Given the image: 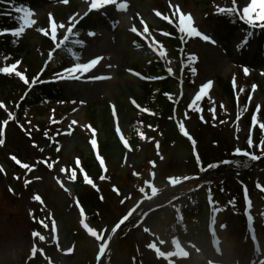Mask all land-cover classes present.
Masks as SVG:
<instances>
[{
  "label": "rangeland",
  "instance_id": "374dc122",
  "mask_svg": "<svg viewBox=\"0 0 264 264\" xmlns=\"http://www.w3.org/2000/svg\"><path fill=\"white\" fill-rule=\"evenodd\" d=\"M154 1L155 0H130V2L132 3V6L130 8V11L127 13H124L121 17H123V23H124V28L127 31L126 27H131L133 23H136L132 21V19H129V17L127 16L128 13L131 12V15L134 16L135 13H139L140 15H142L144 17V19L146 21L149 22V24H151V26H158L159 21H157V17L154 15L152 8H156L154 5ZM176 1L178 4H181L184 10H188L194 14H197V20L194 19L195 22V26L198 27V25L204 29V30H208V31H214L215 34L219 35V37L223 40L224 39V34L225 29H224V25L219 24V22L217 23V19L216 17L214 18V20H207L210 17H207L206 19L203 18L202 14H200L201 11L206 10V8L208 7L207 4L210 3V0H168V3L166 4V0H159L161 5H165V7L171 9L172 7H170V3ZM212 1V0H211ZM222 1V2H221ZM241 4H247L250 3L251 0H240ZM214 2H219V0H214ZM221 4H227V0H220ZM187 5H185V4ZM44 4V3H43ZM46 5H50L48 2L46 3ZM83 3L82 6L83 7ZM220 5V4H219ZM210 6V5H209ZM216 6V5H213ZM210 8V7H208ZM170 15L175 16V18L178 20L179 24L181 25L180 22V16L177 15L175 12L170 11L169 12ZM131 18V17H130ZM38 19V18H37ZM129 19L128 23H126L125 21ZM68 21H64L62 23V21L59 24H64L67 23ZM68 24V23H67ZM66 24H64L65 26ZM215 25L217 26V28H215ZM38 27V26H37ZM39 28V27H38ZM110 25L105 24L103 27L99 28L98 31L93 32L94 33V37L99 36L100 33L103 31V41H99V43L95 46V42L97 41L98 37L94 39L92 45L88 48L87 51H84V56L83 58H89L92 55H100V53H103L104 55H106V59H101L100 64L94 69L93 73L97 74V75H102V76H111V74L113 73L114 77L112 78L111 81H106L105 83H101V84H97L96 81H93V83L95 85L92 86H86L84 85V89L81 87H74L71 90L68 88L67 84H63V87L66 88L68 90V92H70L71 94H75L77 97H82L83 94L85 96H87L86 94L90 95V93L96 92L95 94L99 95L101 100H102V104L104 102H106V99H110L112 100V98H114L116 95L118 96V92L115 90V82L119 81L120 83H122L125 86H129L132 91H135V93L137 94H142L141 90H140V79L139 77H137V75L135 74H128L127 71H125V65H126V56L130 55L131 52V42L124 38L125 37V33L121 32V34H119L117 31L115 32H111V30L109 29ZM61 29V28H59ZM236 39H239L241 34L240 33H236ZM89 36V34H88ZM87 36V38H88ZM154 36L157 38V35L154 33ZM223 37V38H222ZM161 38V37H160ZM193 47L196 48V51L199 52L200 57H202L201 62L199 63V68L200 71L198 73V75L196 76L197 79V83H198V87L194 89V87H192L191 92L190 93V103H192L193 101V97L194 95L199 92L200 88L203 86L204 83H207L208 81L212 82V85L208 88V92L206 94L209 95V97L207 98V106H208V111L210 114V117H213V112L215 113V118L221 113L226 115L228 113V100L223 96V94H221V89L219 88V86H215V81H212L209 78L212 79H216L217 83H219V79L217 78L218 75H222L224 78H227L228 80H230L231 77L234 78L235 74H232L233 72H237L239 73V75H237L238 78V82L245 84V83H249L251 82L250 80H245L242 79L243 77L240 75V71L238 70L239 68L235 67L234 63H241V61H246L247 58L249 56H247L245 54L244 57H238L235 53H233L232 56H226L224 54V52L222 51V48H212L210 46H204L197 43H193L192 44ZM247 64L251 65L249 59L247 60ZM256 64H258L260 69H264V65L259 64L256 62ZM109 65L111 67H109ZM258 69V68H256ZM123 72H125V75H123ZM118 73H122V76H117ZM256 74V73H255ZM242 79V81H241ZM81 80V79H80ZM235 80V78H234ZM214 83V84H213ZM94 86V87H93ZM213 88H214V92H213ZM84 90V91H83ZM3 93H1L2 95ZM263 95H261L260 93L256 94V101H261ZM87 98V97H85ZM124 103H127V101L124 100ZM98 106V105H97ZM211 109V110H210ZM70 115V118H69ZM67 117L68 122L70 124H72L73 126H77L79 124H83V118L85 117V109L82 108L81 106H78V108H75L73 111L70 112H66L64 117ZM75 121V122H74ZM10 129V128H9ZM10 131L14 132L15 130L11 129ZM228 131V130H227ZM79 134H82L81 131H79ZM83 137H81V135H76L72 138H69L68 140H66V144L64 145V160H70L71 157L73 156V152L74 150H82V154H88L89 151V146L84 143V141L82 140ZM31 152H34L32 149H30ZM186 150L182 148L181 150V154H183L182 152H185ZM172 154H179L177 151L173 152ZM40 156L39 154H36L32 157H38ZM39 161V160H38ZM2 166L4 168H8L7 170H9L11 168V166H7L5 165L3 162ZM170 166H172L171 162L169 161V163L167 165H163V166H158L160 169H165L167 172L173 171L172 175H174L176 178L178 177H183L184 174L183 172L180 173V169L176 168L175 169H171ZM157 167V168H158ZM39 171L35 172L34 175L36 177L37 183L33 185V188L37 191L40 192L48 201L49 195L57 190V184H56V179L60 178V177H54L53 179L51 177H46L45 180L43 182H41L40 177H45L47 175V173H54L52 171H50L48 168L44 167L43 164H41L39 166ZM57 168V167H56ZM62 166H59V170H61ZM158 168V169H159ZM170 168V169H168ZM157 172V170H156ZM169 174V175H170ZM181 175V176H180ZM159 176L160 178L163 180V175H161V172L159 170ZM154 182L155 179L152 178L151 182ZM250 182H253V179H250ZM262 183L264 185V171L259 172V177H258V183ZM156 183V182H155ZM17 193H18V188L15 187ZM259 189V188H258ZM256 190L253 192V195H256V204L258 205V218L263 219L262 218V214H261V205L264 201L263 196H261L259 190ZM31 192L33 191V189L30 190ZM155 191V190H154ZM232 192H229L228 195H230ZM35 195H32V198L29 199L28 204L30 205H35L33 202L36 200L34 198ZM70 196V195H69ZM35 199V200H34ZM67 202L70 200V198H68L66 196V198L64 199ZM0 201L4 206H8L10 200L5 196V191H4V187L3 184L0 183ZM37 201V200H36ZM130 203H135L133 201H130ZM37 205L36 208H32L30 209V223H26L25 217H24V213L23 210L20 211V215L19 218L17 220H15L14 217H7L6 221L4 223L0 224V242H8L6 244H1L0 243V264H33L32 261H28V258L23 256V253L26 252V254H29L34 252L37 253L42 247H44V249H49V255L52 258H56L59 257V259L64 263V264H79L80 262V258L78 253L80 251V249L76 250V254L75 257L77 256V258L74 257V260L71 261V258L66 257L63 255V253H61L60 251L58 252V254L56 253V251H54L51 247L56 248L53 238H55V233L54 230L56 228V223L57 220H55V215H54V211L51 210L50 207V202H48L46 204L45 208H42V206L38 203H36ZM30 205V207H31ZM10 209H15L16 207L14 205H9ZM10 212H12V210H10ZM162 215H155L153 218L150 219V224H151V232L152 233H157V235L160 234V232L162 231ZM41 220L42 221V227H43V231L42 234L43 236L41 237L39 235V233H33L35 231H41L40 228H38V225H35V221L37 220ZM86 225V222H84ZM45 225L47 227H45ZM87 228L92 231V229H94L92 227V225H87ZM30 229H32V234L31 237L33 239L38 240L37 243L40 244L41 247H39L36 244H32L31 246L29 245L28 248H26V243L29 242V231ZM142 230V228H141ZM231 230L233 232V245L230 246V242L226 241V246H228V248L230 249L229 251L227 250V254L225 255L224 261L227 264H243L242 261L245 260H241L239 259V256L243 255V252L241 253V246H243L242 240H241V233L239 230H237V227L235 226V224H232ZM140 232V231H139ZM137 231L134 232L135 234V239H132V242L129 241V246L125 243L123 244V241L120 242V246H122L119 249V253L116 255H112L113 260L111 264H130V260L132 257V253H133V245L135 246V249L140 250L139 254L141 257H144V262H141L142 264H161L159 263V259L156 257V255H154L152 252H150L149 250V241H152V237L151 239L146 238V236L144 237L143 234L139 233ZM154 233V234H155ZM39 238V239H38ZM168 238V237H166ZM39 240H48L47 244H43L41 243ZM69 241V239L64 238V242ZM174 238H171L168 240L169 246L171 244H173ZM97 241H95L94 243H96ZM53 244V246H52ZM123 244V245H122ZM133 244V245H132ZM77 245H79V243H77ZM94 245V244H93ZM187 245V244H186ZM200 246L197 247V244H195V247L197 250L201 252H199L198 256L200 259H204L207 260L209 263L211 264H216V257L212 256L210 258V253L206 252L208 246H209V242H204L203 239L200 241ZM143 246L145 247L144 249ZM153 246V244H152ZM151 246V248H152ZM168 246V245H167ZM16 247L17 249L14 250L13 248ZM249 249V248H248ZM32 253V254H34ZM164 254L167 253L166 249L163 252ZM233 259H236V263H233L231 261H233ZM196 259L189 260L187 262H185L184 264H195ZM41 264H45L46 262H42V261H38ZM166 264V263H165ZM261 264H264L261 263Z\"/></svg>",
  "mask_w": 264,
  "mask_h": 264
},
{
  "label": "snow or ice",
  "instance_id": "6c2138e0",
  "mask_svg": "<svg viewBox=\"0 0 264 264\" xmlns=\"http://www.w3.org/2000/svg\"><path fill=\"white\" fill-rule=\"evenodd\" d=\"M6 0H0V3H5ZM9 2H14V0H9ZM65 3H67V0H64ZM117 0H90V8L94 9V10H98L103 8L106 5L109 4H116ZM126 4L125 3H120L118 5V8L120 9H124L126 8ZM14 11L16 13H23L22 16L19 17L20 20L24 21V24L27 25H32L35 23V20L30 19V17H32L33 13L26 7H22V6H18L14 8ZM220 11H236L235 8H230V9H220ZM85 15H87V12L85 13ZM165 19H167V17H165ZM241 20H245L247 22L248 25L250 26H256V22L257 21H264V0H251L250 3H247V5L245 7H243V15L240 17ZM180 22L183 25V27H181L180 31L181 32H186L187 36L189 37H201L204 41H210V37L208 35H203L200 31H198L197 27L193 26V22L190 16H181L180 17ZM64 28V24H55L53 23L51 25V38L55 41L57 38V28ZM259 27L264 28V24H260ZM41 31H43V29H40ZM72 27H69L67 29V33H72ZM133 32H136L137 30L135 28L131 29ZM25 31V28L23 25H21L20 27L16 28L14 31H11L10 33L8 32V30H5L4 33H0V34H11L15 37H19L21 33H23ZM145 32L148 31L147 28L144 29ZM94 33H89V35H93ZM252 33L249 32L248 36H251ZM69 39L68 34H65L63 36V39L60 41L59 44L56 45L57 48H60L61 45L67 41ZM212 43H215V41H211ZM76 43H78L81 47L84 46V42L83 41H76ZM136 47L139 48L140 45L136 44ZM161 57L164 56V52L161 51L159 54ZM51 59V53H50V57ZM102 59L101 56H96L95 58H92L90 60H88L87 62H77L74 64V66L71 67H66L65 69H63L64 73L68 74L67 78H74V79H79L80 77L77 76V73L80 74H86L89 73V71L93 68H96L97 65L99 64L100 60ZM197 58L193 55H190L188 57V61H195ZM20 63V61H16L15 63L11 64L10 66H4V67H0V73L2 74H12L13 72L15 73V75L17 77H19L21 80H23L26 84L28 83V80L26 79V77L24 76V74L22 72L19 71H15L17 68V65ZM109 67H111L109 65ZM129 71H132L131 69H129ZM168 72H171L172 69L169 68L167 70ZM245 73H247L248 69L245 68L244 69ZM191 72L192 74L196 73V69L193 67L191 68ZM135 75L140 76L141 74L139 72H136ZM57 78H65L64 76H62L61 74H57ZM109 77L106 76H100V75H93L91 77H89V79L91 80H100V79H107ZM146 79H151V77H146ZM211 81H208L207 83H204L203 86L200 88L199 92L196 94L195 99L192 101V103H190L188 105L189 108H194L196 106L197 101H200L202 96L206 93L207 89L210 87L211 85ZM0 107H3L2 104H0ZM211 110V109H210ZM196 111H200L199 108H196ZM11 118V117H10ZM213 118H215V113L213 112ZM257 120V116L255 114H253L252 116V123L255 124ZM75 122V121H74ZM4 123L6 124L7 121H4ZM260 127L262 129H264V124H261ZM179 130L181 133H183L185 136H187L189 139H191V137L189 136V133L187 131H185V126L183 123H180L179 125ZM0 143H2V141H0ZM249 145L251 146L252 141L249 140L248 141ZM157 147H158V142H157ZM236 153H241V150L239 148L235 149ZM244 156H249L250 154L247 152L243 153ZM13 159L15 160L16 158L13 157ZM251 159L252 160H256L259 159V157L255 156V155H251ZM16 163H20L19 160H16ZM224 163H229V161H224ZM245 167H247V164L245 163L244 165ZM48 167L51 168L52 164H48ZM208 167H216L215 164H209ZM23 168L28 169L29 165L28 164H23ZM2 170V169H0ZM61 171L63 172L64 169L62 168ZM93 183V181H92ZM35 199L37 201L40 200V197L37 195L35 197ZM45 227H47L45 225ZM33 233H39V232H33Z\"/></svg>",
  "mask_w": 264,
  "mask_h": 264
},
{
  "label": "trees",
  "instance_id": "16d2710c",
  "mask_svg": "<svg viewBox=\"0 0 264 264\" xmlns=\"http://www.w3.org/2000/svg\"><path fill=\"white\" fill-rule=\"evenodd\" d=\"M0 44H2V43L0 42ZM145 88L148 92H150V97L147 99V102L151 103V105L154 109L158 108V110H159L158 112L161 115L160 117L152 119V120H154L155 125L161 126V128L163 130V134L168 138V141H178L179 140V134L177 133L175 124H173V122L170 121L169 119L167 120V114L168 113H166V111L163 108H161L158 103H155V101H154L155 96L151 97L152 95H156L153 93L159 89V85L157 83L150 84V85H146ZM163 100H164L163 98L159 97V101L161 103H163ZM163 106L165 108L164 104H163ZM92 112H93L92 116L94 118V121L102 124V126H101L102 130H100V132L102 133V136H101L102 152H103V154H105L106 158L109 159L110 163H112L111 166L115 169L122 162L121 158L124 154V150H123V148L120 147L119 142H118L117 138L115 137L114 126L112 123V118H111L110 113H109V109L106 108V109H102L100 111L93 110ZM126 114L131 115L130 113H126ZM130 122L131 121L128 120L127 118H124V120H123V124L127 127H128ZM51 125L53 127H57V124H55V123H51ZM45 135L48 136V133H45ZM33 136L34 135L31 134L30 137H28V138H30V141H32L34 139ZM38 137L40 138L41 135L37 136V138ZM27 140H29V139H27ZM40 141H43V137H41ZM43 143L45 144L46 142H43ZM136 143H137V140L134 141V144H136ZM53 148L54 147L51 146L48 151L53 153ZM85 164H86L87 169L89 170V174H91V177L93 176V178H98L97 173H100V170H99V167L96 164L95 160H93L89 156V159H86ZM76 187H77V189H80L82 192V197H81L82 200L81 201L83 202L85 207L87 208V206H88V208H91V207H89V205L95 207L96 198H95L94 192L90 189L83 188L81 185L79 186L78 184Z\"/></svg>",
  "mask_w": 264,
  "mask_h": 264
},
{
  "label": "bare ground",
  "instance_id": "6f19581e",
  "mask_svg": "<svg viewBox=\"0 0 264 264\" xmlns=\"http://www.w3.org/2000/svg\"><path fill=\"white\" fill-rule=\"evenodd\" d=\"M82 54V53H81Z\"/></svg>",
  "mask_w": 264,
  "mask_h": 264
}]
</instances>
